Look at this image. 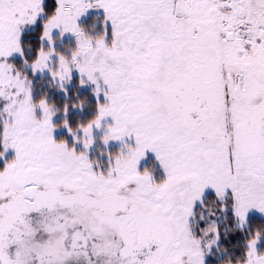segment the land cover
Masks as SVG:
<instances>
[{
	"label": "snow or ice",
	"instance_id": "obj_1",
	"mask_svg": "<svg viewBox=\"0 0 264 264\" xmlns=\"http://www.w3.org/2000/svg\"><path fill=\"white\" fill-rule=\"evenodd\" d=\"M0 264H264V0H0Z\"/></svg>",
	"mask_w": 264,
	"mask_h": 264
}]
</instances>
